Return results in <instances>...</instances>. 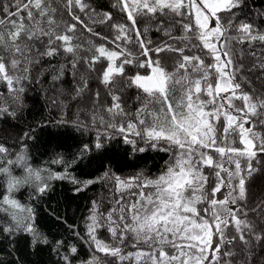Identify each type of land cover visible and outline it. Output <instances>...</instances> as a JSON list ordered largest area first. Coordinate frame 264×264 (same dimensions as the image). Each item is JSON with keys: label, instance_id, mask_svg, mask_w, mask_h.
<instances>
[{"label": "snow or ice", "instance_id": "obj_1", "mask_svg": "<svg viewBox=\"0 0 264 264\" xmlns=\"http://www.w3.org/2000/svg\"><path fill=\"white\" fill-rule=\"evenodd\" d=\"M46 70L57 91L86 105L64 122L95 135L71 160L53 158L58 172L29 163V133L15 152L0 143V213L9 218L0 234L48 243L34 207L14 195L22 187L31 199L53 180L79 192L107 178L111 206L91 202L92 255L81 264H264V184L255 181L264 177V9L247 0H0V116H15L8 99L19 107ZM113 141L167 159L158 173L122 177L111 171ZM78 158L103 174L71 176ZM70 254L64 264L77 247Z\"/></svg>", "mask_w": 264, "mask_h": 264}, {"label": "trees", "instance_id": "obj_2", "mask_svg": "<svg viewBox=\"0 0 264 264\" xmlns=\"http://www.w3.org/2000/svg\"><path fill=\"white\" fill-rule=\"evenodd\" d=\"M98 5L108 8L109 0H94ZM253 10L264 9V0H247ZM100 30L99 28L97 29ZM153 38H159V34L153 32ZM109 47H112L109 45ZM48 60L44 61L47 65ZM52 63H56L55 60ZM106 63V62H105ZM50 72L47 70L41 76V83L27 85L22 96V102L17 107L8 99V103L16 108L15 116L7 114L0 116V143L13 147L25 132L29 133L26 140L27 155L29 163L34 167L48 168L53 172L63 169V165L51 164L50 161L62 156L65 161L79 151L80 146L94 138V132L85 131L81 133L75 124L64 121H74L77 109L86 107L80 101H73L68 95L57 91L52 86ZM66 91H71L73 81L66 76L61 82ZM90 87L95 90L102 86L93 79ZM0 90L6 93V86L0 84ZM87 99V97L85 98ZM81 119H87L83 112ZM116 147L110 148L109 156L112 160L111 171L116 174L128 176L144 169L149 174L158 173L164 166L167 154L148 150L144 153H131L129 146L113 141ZM125 151L128 155L125 156ZM108 166L105 165V168ZM70 175L80 181L86 179H98L103 172L95 165H88L87 158L77 159L69 169ZM19 172V169H16ZM256 184H264V177L257 175ZM6 185V178L0 176V190ZM79 185L70 180H53L51 188L45 195L36 197L31 195V188L22 187L14 195L21 201L28 203L35 210V224L37 230L47 238L48 243H33L32 237L26 233H18L9 236L0 234V264H64L62 257L70 254V247H77V254L71 256L73 264H81L92 255L87 236L85 235V217L89 214L91 202L97 200L102 208L110 207L108 201L111 199V189L114 187L110 179L99 180L83 191H76ZM254 214H250L251 216ZM0 220L9 221L3 213ZM73 226V227H70ZM79 233V235H77ZM101 238L107 237L105 230L100 232ZM110 239V237H108ZM62 244L57 247L56 242Z\"/></svg>", "mask_w": 264, "mask_h": 264}]
</instances>
